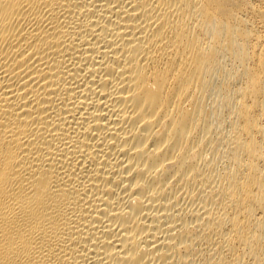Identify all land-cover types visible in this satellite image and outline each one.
Wrapping results in <instances>:
<instances>
[{"label":"bare ground","instance_id":"obj_1","mask_svg":"<svg viewBox=\"0 0 264 264\" xmlns=\"http://www.w3.org/2000/svg\"><path fill=\"white\" fill-rule=\"evenodd\" d=\"M0 264H264V0H0Z\"/></svg>","mask_w":264,"mask_h":264}]
</instances>
